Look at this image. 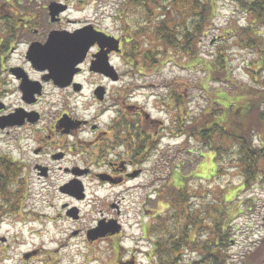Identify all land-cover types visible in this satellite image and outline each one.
I'll return each mask as SVG.
<instances>
[{"label": "rangeland", "instance_id": "obj_1", "mask_svg": "<svg viewBox=\"0 0 264 264\" xmlns=\"http://www.w3.org/2000/svg\"><path fill=\"white\" fill-rule=\"evenodd\" d=\"M18 1L31 3L30 5L36 3L37 5L44 3V1H46L45 3H52L60 0ZM217 1L219 8L216 11L214 25L212 29L206 30L205 36H203L205 43L199 57L206 62H214L216 59L218 60V57H213V55L218 53V50L225 49L226 52L222 53L227 58L228 82L222 80L221 83L209 82L208 85H205L206 73L203 67L190 68L186 56H180L169 47H166L168 52L163 53L160 43H152L154 55L158 57L156 58L157 65L155 67H139V70H137L127 62L121 64V61H113V64L119 69L120 81L116 85H106V82H102L107 87L103 103L96 102L91 98L93 86L86 88V91L84 90L83 93L75 96L69 95L68 91L65 92L66 95L68 94L67 96L52 92L54 107L49 111V117H44L46 120L43 121L42 126L48 124L53 126L62 114H66L71 119L82 120L81 118H83L85 121L90 122L89 125L82 128V131L78 130L81 132H76L79 136V138H76L78 141L79 139L89 140L92 136V141L96 143L100 137L99 134H102L101 132L107 133V135L110 134L111 141L107 146L98 145L93 150L99 153L98 158L93 159L92 157L93 163L95 161L100 162V160L104 162L105 157L103 156L108 153L114 154V152L123 155L116 157L115 154H108L107 159L109 161L134 160V156L126 155L125 148L115 144V137L120 136L119 132L120 134H138L143 131L144 134H149L148 132L158 134L153 137L154 145L151 149H148L152 151L151 154L148 157H146L147 153L143 154V157H139L138 168L145 171L138 179L116 189L109 186L99 188L90 186L86 200L82 203H73L59 192L60 188L63 187V183L73 179L65 171L68 169V165L73 164L72 161H74L79 169L89 166L91 170L102 171V168L99 169L92 163L79 159L80 157H88L87 149L89 146L67 151V157L59 161H52V157L59 153L58 145L66 142V137L62 136L67 135L51 133L46 135L47 138L38 136L32 137V139L28 138L27 141L24 140L22 145L30 149L28 156L18 151L9 152L11 148L8 147V143L14 145L16 141H19V131L7 130L9 134H6L5 130L0 131V154L10 155L17 160L23 159L28 166H31L27 194H25L23 200L20 198L24 205L21 202L19 203L20 211L23 210L22 213L20 216H16V214L7 215L5 216L6 219L0 223V239H7L6 243H0V264H19L21 254L37 246L43 250L40 254L45 257L52 256L54 262L56 261L55 264H115V257L105 242L93 247L85 244V231L94 224L97 218L100 219L112 213L111 204L119 206L120 216L118 220L124 226V234L129 236L126 237L127 241L125 240L124 247L129 251H135V255L138 252H145V255L150 249L148 242L145 240L146 242L142 241L136 245L135 237L139 238L141 235L140 225L143 223L145 225L151 223L157 227L158 222L155 217L164 214L163 200L167 195L168 188H170L168 183L171 181L173 171L176 172L177 170L185 178L187 177L185 189L189 192L192 190L193 199L190 197L189 199L195 206L201 202L199 198L203 197L204 193H207L208 200L217 203V197L220 200L227 192L230 194L240 186L242 177L236 165L237 153L229 144L230 147L225 153L219 152L215 157L213 153H209L208 148L204 147L205 143L200 141V138L196 139L187 137L186 134H176L178 133L179 119L182 120L181 127L183 129L194 122L196 118L198 122L203 121V117L206 116L203 112L208 105L217 110V104L209 102L205 89L209 93L219 91L221 96L222 93L233 95L235 90L257 91L261 87L264 88V64L255 66L254 64L258 62V54L254 51L248 52L239 46L249 44L248 37L243 42L234 43L233 40L238 36L232 37L234 34H227L231 30L234 31L248 26L254 30L259 29L264 39V25L254 22L252 16L243 14L235 0ZM76 2V0H68L72 7L75 6ZM3 4L4 0H0V7ZM87 4L88 6L84 11L75 12L72 9L67 19L90 18V15L96 12L98 21L101 20L102 22V27H106L108 32L122 35L128 32L129 28H132L133 22L136 24L140 21V16H143V11L141 13L139 7H135L129 12L132 21L126 22L118 16L115 23L113 18L115 12L118 11L116 7L117 4L119 6L123 4L122 0H99L97 3L88 2ZM11 14L12 11H9V15ZM0 17H2V12H0ZM103 17L105 18L104 21ZM168 18L167 16L164 19L167 20ZM154 26L152 25V27ZM147 30L144 28L143 32ZM145 37L153 40V36L147 37L146 35ZM140 42V44L143 42V44L149 45L144 39ZM20 56L21 53L13 55L5 65L8 67L14 64L20 65L22 62ZM223 74V70H220L219 76ZM6 76V74H3V80H7ZM4 87L5 91L2 90L0 96L5 95L2 102L8 106L7 114L18 108L19 99L18 95L9 94L13 88L9 81L5 82ZM121 88H123L124 97L122 96L118 102L116 100V90ZM171 91L183 96L182 103L177 107L172 106L170 99H168ZM48 92L50 91L47 90ZM6 95L8 96L6 97ZM216 102H219V98ZM221 106L222 109L220 107V111L214 114L213 119L223 121L225 106ZM174 109L179 111L177 118ZM121 111L126 114V118L122 119V125L120 122L118 124L110 123L116 115L122 114ZM135 112L140 113V117H137V114H134ZM127 114L131 115L127 116ZM109 123L112 126L114 125L113 129H108ZM135 123H137V128ZM92 125L98 126L100 131L98 135L90 133ZM74 137V133L70 134V137H68L70 143L73 142ZM44 143L49 144V153L46 155L41 154L40 157L31 154V149L42 146ZM224 148L226 147L224 146ZM44 157H47L46 162L50 167V171L45 178L39 176L34 170L35 163ZM176 167L178 168L176 169ZM213 170H216V173H213V177H211L209 175L212 174ZM133 174L134 172L132 178H136L137 175ZM181 181L183 180L181 179ZM81 182L83 185L88 184L85 179ZM11 188L14 189L16 186L11 185L6 188L9 199L13 193ZM4 192L0 194L5 195ZM123 192L125 197L122 198L121 193ZM194 197L196 198L194 199ZM237 201L242 215H238L231 222L232 244L227 250L230 256V264H239L244 254L255 251L256 247L264 240V185L256 186L249 192L239 193ZM69 203H73L79 209V220L73 221L66 218V208L63 209V207ZM2 206L4 207L0 202V211H2ZM70 208L72 207H68L67 210ZM20 211L18 212L20 213ZM104 211L108 214H105ZM152 216H154V219ZM33 220L34 223H29ZM50 220L51 223H48ZM28 228H33L38 232L43 231L32 234ZM81 229L84 230L83 235L72 237L73 232L81 231ZM114 249L116 250V248ZM118 251L120 253V250ZM120 255L122 256L123 252ZM194 257H196L195 254L190 256L193 259ZM137 262L146 264L142 256L139 257Z\"/></svg>", "mask_w": 264, "mask_h": 264}, {"label": "trees", "instance_id": "obj_2", "mask_svg": "<svg viewBox=\"0 0 264 264\" xmlns=\"http://www.w3.org/2000/svg\"><path fill=\"white\" fill-rule=\"evenodd\" d=\"M122 1L123 4L121 6L117 4L116 10H118V16L126 22L132 21L129 12L133 8L139 7L141 13L143 11L140 21L136 24L133 22L132 28L125 32L127 41L125 59L131 67L137 70L139 67H155L158 57L154 55L151 44L160 43L163 53H167L166 47H169L180 56H186L190 68L203 67L206 73L205 85L209 82L229 81L227 58L222 53L226 52L225 49L218 50V53L213 55L218 57V60L214 62H206L199 57L205 43L203 36L206 30L212 29L214 25L216 11L219 8L217 0ZM235 1L243 14L252 16L254 22L264 25V0ZM6 5L11 11H15V7L20 6V1L6 0ZM0 9L4 11V7ZM15 14L18 15V13ZM167 16L169 18L165 20ZM3 18L4 16L0 19ZM133 25H135L134 28ZM152 25L155 26L152 27ZM144 28L149 32L148 30L143 32ZM227 34H234L232 37L238 36L233 40L234 43L243 42L248 37L249 44L236 45L248 52L254 51L258 54V62L254 64L255 66L264 64V39L259 29L254 30L246 26L231 30ZM146 35L153 36V40L147 39ZM143 39L149 45L143 42L140 44ZM220 70H223L222 76H219ZM205 92L209 102L217 104V110L208 105L203 112L206 115L203 121L198 122L196 118L183 129L182 120L179 119L176 134L200 138V141L205 143L204 147L208 148L209 153H213L215 157L219 152L225 153L231 146L237 153L236 165L242 182L232 192L233 197L232 193L227 192L222 199L219 200L217 197L218 202L215 203L208 200L207 193H204V196L199 198L201 202L195 206L189 199V197L193 199L192 190L189 192L185 189L187 177L185 178L177 170L173 171L171 181L168 183L170 188L163 200L164 214L155 217L158 222L157 227L150 223L144 229L146 236L151 234V240L154 241L152 257L155 256V261H151L153 264H230L227 250L232 243L231 222L238 215H242L237 201L238 194L264 185V88L261 87L257 91L235 90L233 95L222 93L221 96L219 91L209 93L205 89ZM218 98L219 104L216 102ZM168 99L172 106L177 107L182 103L183 96L171 91ZM221 105L225 106L223 121L213 119L214 114L220 111V107L222 109ZM174 111L177 118L179 111L175 109ZM141 137L142 135H140L139 145L134 147L133 153L137 155L149 153V148L142 143ZM222 140L224 141L221 142ZM0 164L2 165L0 193H3L7 191V187H10L3 180L10 174L11 178L17 177L19 169L16 164H11L3 158H0ZM213 173H216V170H213L209 176L213 177ZM20 195L19 192L17 197ZM192 254L196 255L194 259L190 258ZM263 262L264 240L255 251L244 254L239 264H262Z\"/></svg>", "mask_w": 264, "mask_h": 264}, {"label": "flooded vegetation", "instance_id": "obj_3", "mask_svg": "<svg viewBox=\"0 0 264 264\" xmlns=\"http://www.w3.org/2000/svg\"><path fill=\"white\" fill-rule=\"evenodd\" d=\"M44 3L42 4H33L31 3H25L23 1H20V6L15 7L16 10L12 11V14L9 15L10 8L6 5V0H4V11L0 9V12H2V16L6 19H0V94H2V90H4V84L5 82L9 81V84L13 86L11 89V95H18V108H16L13 112H7L8 106L3 101L5 95L3 97L0 96V124L2 121L8 122L5 125L4 129L0 128V131H6V134H9L8 131H19V141H16L14 145H11L8 143V147L11 148L9 152L12 151H18L19 153L23 155L29 156V148H27L25 145H22V143L27 141L28 138L32 137H38L43 136V138H47V134H61V135H67L62 136L66 137L64 142L65 144L58 145V154L56 156L52 157V161H59L64 157H67L68 152L71 150L80 149L83 146H89L87 149V155L88 157L83 158L80 157L79 159L82 161H88L89 163H92L97 168L101 169L102 171L97 172L95 170H90L89 166L78 169L77 164L73 162V164L68 165V169L65 171L69 173L70 176L75 179V177L72 175V171L80 170L83 172H79L80 175L84 174L85 177H77L80 180H84L85 182H88V184L83 185V196L85 199L88 197V188L91 187H111L116 189L117 187H123L125 184L130 182L131 180H134L132 178V173L134 171L140 170L138 168V164L136 163V158L134 157V160H125V161H109L107 159V155L103 156L105 157V161L98 162L95 161V163L92 162L93 159L98 158L99 156L98 152H95V148L98 147V145H101L102 147H105L108 145V143L111 141L110 134L107 135V133L99 134V128L96 125H92V129L90 130V133L92 135H100V137L97 139L96 143L92 141V136H90L89 140H76V138H79L78 134L82 131V128L86 127L90 124L89 121H85L83 118L82 120H74L69 118L66 114H62L60 118H58L53 126L50 124L43 125V121L46 120L44 117H49V111L54 107L53 102V93H62L64 96L66 95V91L69 92V95H80L83 93V91L87 88H90L93 86V91L91 93V98L96 100L95 95V89L106 87L107 84H109V80L102 76L101 74L97 72H93L90 70L91 63L96 60L97 56L102 50L101 44L98 43H88L91 44L87 45V51H86V57L82 65H79V71L75 74V76L72 79V83L70 85H65V87H57L54 85L53 81L48 80L47 76L50 74V69L48 67H42L38 65L35 61L37 59L38 52L41 53L43 51L44 45H46L49 35L51 33H62V35H66V33H69L71 35L73 34H83L85 33V29L89 31V33L95 32V33H103L105 36L108 35L107 31H102V22L101 20L98 21L97 18H76V19H67L68 16H70L69 12L74 9L75 12L82 10V5L80 3L75 4L74 7L72 5H69L67 3V0H60L58 2H52L51 3ZM59 4L57 7V10H59L58 14L55 16L54 21L50 18V11L49 8L53 5ZM81 6V7H79ZM0 7V8H3ZM64 7V8H63ZM34 9V10H33ZM40 12H38L37 11ZM27 10V11H26ZM18 13L16 15L15 13ZM69 14V15H68ZM13 16H18L13 17ZM1 18V17H0ZM112 35V34H111ZM113 36V35H112ZM114 38L119 41V51L114 53L112 52L110 54V59L114 58V56L121 57L122 50H123V40L122 37H118L117 35H114ZM55 45V44H54ZM57 46V45H55ZM48 50L47 56L51 53L52 55L55 54L56 47L50 46ZM18 53H21V56L19 57L21 59L20 65H10L9 67L5 65L6 62H9L13 55H16ZM3 74H6V79L3 80ZM99 82V83H98ZM102 82H106V85H103ZM79 86H74V85ZM47 90L50 91L47 93ZM76 90V92H75ZM5 91V90H4ZM8 91V90H6ZM7 93V92H6ZM68 95V94H67ZM66 95V96H67ZM8 95H6L7 97ZM20 113L21 117L19 119L11 117L12 115L16 113ZM123 115L124 112H122ZM4 115V116H3ZM67 116L68 118H65ZM137 117H140V114L136 115ZM9 117V119H7ZM64 118V119H63ZM63 120V121H62ZM62 121V122H60ZM60 122V123H59ZM121 123L122 125V119L117 118L116 124ZM128 123V122H127ZM130 124V123H128ZM136 124V128L137 123ZM94 127V128H93ZM52 128V131H51ZM110 128H114V125L112 126L110 124ZM81 130V131H78ZM112 132V131H111ZM147 132V131H146ZM74 133L75 137L73 142L70 143L68 140V137H70V134ZM122 133V132H121ZM149 134H144L143 131L139 132L138 134H120L119 137L116 138V145H119L120 147H123L126 149L125 153L126 155H134V147L139 145L140 142V135L141 141L143 144H146V146L151 149L154 145L153 137L157 135L156 132H148ZM11 134V133H10ZM122 135V136H121ZM124 135V136H123ZM96 138V136H95ZM34 139V138H33ZM99 141V142H98ZM50 146L47 143H44L42 146H37L34 149H31V154L33 153L35 157H40L41 154L46 155L49 153ZM7 149V148H6ZM67 149V150H66ZM8 150V149H7ZM8 152V153H9ZM114 152V151H113ZM7 153V154H8ZM116 157H121L123 154H116L114 152ZM112 154V155H114ZM102 156V154L100 153ZM52 156V155H51ZM100 156V157H101ZM93 157V159H92ZM0 158L5 159L11 164H16L17 168L19 169V172L17 174V177L11 178V174L5 177L3 182H5L7 185L11 186L14 185L16 188H12V197H17L19 192L20 194L25 190L26 186L29 185V171H31V166H28L27 162L23 159H15L11 157L10 155H2L0 154ZM46 158L38 160V162L35 163L34 170L38 173L39 176L45 178L47 176V173L50 171V167L47 165ZM45 160V161H44ZM120 163V164H118ZM2 165L0 164V167ZM1 169V168H0ZM104 176L98 177V174H101ZM136 173L134 172L133 175ZM5 176V172H4ZM105 177V178H103ZM39 179V178H38ZM73 179L67 181L66 183H63V186L69 184ZM2 181V180H0ZM5 195L0 194V202L6 203L9 201V193L7 191L4 192ZM122 198L125 197V193H121ZM68 196V195H67ZM70 199V198H68ZM73 203H82L74 201L73 199H70ZM113 202V201H112ZM73 203H69L64 205L63 209L66 208L65 216L67 219L68 207H73L70 209H77L76 206L73 205ZM111 210L112 213L108 214L106 211L105 215L101 217L100 219L97 218L93 225H91L86 231H85V244L86 246H96L100 243L105 242L108 245V248L110 249V252L114 255L115 264H138L136 261V255L135 251H129L124 247L125 240L127 241L126 237H129L128 235L124 234V226L120 221L118 220V217L120 216V210L119 206L116 204H111ZM11 209V205L6 204L4 209L2 211L8 212ZM20 209V208H19ZM78 215L76 220H79V211L77 209ZM18 213V212H17ZM71 220V219H70ZM101 223L102 225H108L111 224L114 226V228L117 229V232L114 234H107L104 238H99L95 240L88 239L87 232L90 230H93ZM32 230L31 228H28ZM138 230V228H137ZM84 230L81 229V231H75L72 234L75 236L83 235ZM133 233V232H132ZM133 237V236H132ZM134 238V237H133ZM140 238V236H139ZM139 238L135 237V243L139 242ZM41 246V245H40ZM42 247V246H41ZM116 248V250L114 249ZM120 253L123 252V255L121 256ZM42 248L40 247H33L32 249L26 251L21 255L19 264H54V260L52 256H44L43 254H40L42 252Z\"/></svg>", "mask_w": 264, "mask_h": 264}, {"label": "water", "instance_id": "obj_4", "mask_svg": "<svg viewBox=\"0 0 264 264\" xmlns=\"http://www.w3.org/2000/svg\"><path fill=\"white\" fill-rule=\"evenodd\" d=\"M54 8H55L54 6L50 7L51 13L52 11L53 13H57L56 9ZM51 17L53 18L54 15L51 14ZM65 34L66 35L52 33L49 36V40L46 46L43 48V51L41 53L38 52L37 59H36V62L41 64L42 66L48 65L56 69L55 76H57L58 80L55 81V83L59 86L67 85L71 77L75 74V72L78 71V70H75V67L78 64L82 63L85 57L88 43H93V41L102 40L103 44L101 45L103 46H105L107 43H110L109 50L107 51V53L114 49L113 46H111L112 42H114L112 38L111 39L110 38L100 39V38H97L99 37L98 35L91 36L88 33L83 34V35L78 34V36L77 34H73V35H70L67 33ZM83 38L85 39L84 42L82 41ZM105 39L108 41H106ZM54 44L57 46H55ZM51 45H53V47H56L55 55H52L50 53L47 56L46 52L50 50L49 48ZM104 56L105 54L101 53L99 59L97 58L98 61L97 63L94 64L96 67L95 69H98V68L103 69L101 72H103L105 69L106 71L103 72L104 75L106 74L109 78L114 80L116 79V75L114 71L112 72V69L108 66L107 57L105 56V59H104ZM60 75H64V76L61 78ZM78 190L79 189L75 188V193H72L73 196L79 197L77 194ZM116 231L117 230H115V228L113 227L111 223V224H108L107 226H99L98 229L89 232V235H92L91 239H97V238L104 237L108 233H114Z\"/></svg>", "mask_w": 264, "mask_h": 264}]
</instances>
